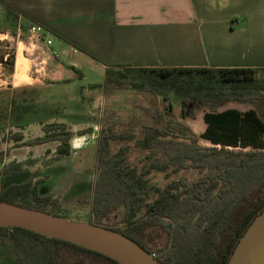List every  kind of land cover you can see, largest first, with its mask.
<instances>
[{
  "label": "trees",
  "instance_id": "1",
  "mask_svg": "<svg viewBox=\"0 0 264 264\" xmlns=\"http://www.w3.org/2000/svg\"><path fill=\"white\" fill-rule=\"evenodd\" d=\"M7 60L12 65V55ZM261 71L264 69L204 66L107 68L99 85L172 91L182 99L192 97L218 107L226 101L254 103L258 97L264 99ZM11 100L13 106L10 102L7 109L13 112L14 121L26 124L29 119L25 117L36 111L35 104L24 97ZM42 110L52 111L49 106H42ZM202 118L205 127L198 135L181 123L164 125L157 113L153 122L141 123V135L134 144L147 151L149 162L139 168L127 161L128 145L110 150V139L124 133L110 134L102 129L96 136L89 205L93 217L89 221L120 231L155 253L162 264H226L237 237L264 206V120L252 107L205 110ZM43 131L39 140H58L56 153L69 154L71 132L65 122L44 125ZM197 137L212 146H200ZM170 165L174 171L195 167L205 173L191 182L173 180L164 187L149 181L147 175L153 169L164 171ZM18 166L5 165L2 172L15 173ZM39 181L7 184L0 189V201L63 215L50 207L49 194L39 192ZM116 208L121 210L122 226L104 223ZM154 227L170 234L171 248L164 256L144 239ZM0 234L6 237V244L12 243L22 264H58L72 249L90 254L93 263L120 264L102 253L23 227L0 226ZM37 257L40 260L35 263Z\"/></svg>",
  "mask_w": 264,
  "mask_h": 264
},
{
  "label": "rangeland",
  "instance_id": "2",
  "mask_svg": "<svg viewBox=\"0 0 264 264\" xmlns=\"http://www.w3.org/2000/svg\"><path fill=\"white\" fill-rule=\"evenodd\" d=\"M13 31L12 25L0 24V60H2L0 64V189L4 183L20 180L14 175L8 177L6 179L8 181L5 182L2 178V167L18 164L19 171L25 169V172H21L24 173L22 179H30L32 183L40 179L38 188L43 186L46 191L41 188L42 191L50 195V207L68 219L89 220L93 217L89 210L91 185L95 177L93 161L96 136L102 129L110 134L124 133L123 137L110 139V150L113 152L122 145H128L127 161L139 168L142 164L148 163L149 158L146 156L147 151L136 146L134 142L141 135L139 130L141 123L153 122V114L157 113L164 125L181 123L196 135L205 127L202 118L205 110H221L226 107L244 110L252 107L264 120V99L259 97L254 103L233 100L226 101L218 107H212L192 97L182 99L172 91L161 93L150 87L145 89L133 86H120L115 89L112 86L104 87L99 85L103 84L100 80L103 78L104 69L100 65L94 66L89 60L81 63L84 77H80L78 71L76 74L73 69L67 67L66 70L70 75L72 74L70 77L66 75L59 81H46L45 85L35 88L22 89V86L13 88L12 81L17 85L28 83L30 78L26 77L25 71L30 63H32L31 73L32 71L34 74L42 72L40 61L45 56V52L37 47L39 41L31 39L25 31L21 36L24 43H17ZM23 47H25L24 55L35 57L36 60L29 62L27 58H24L21 54ZM16 48L17 57L22 58L20 57L19 65L16 64L14 68ZM54 53L50 54V58L59 61L60 58H57ZM9 55H12V65L7 60ZM8 72L15 73L5 82L1 78ZM261 72L260 74L263 75ZM22 76L25 79L20 80ZM12 91V97L16 101L24 97L38 107L35 106L36 111L28 112L30 114L25 119L29 120L26 124H20V121L15 122L13 112L7 109V105L12 100L9 98L10 95L5 93L10 94ZM88 96L93 97L88 98ZM11 106H13L12 102ZM42 106H49L52 111L44 112ZM4 109H7V115L3 118ZM16 111L18 112L19 109ZM39 119L45 120L42 123L43 126L55 121L67 122V129L71 132L68 155L56 153L58 140L38 139L44 134L42 126L37 121ZM178 138L182 139V137ZM197 143L200 146H212L211 142L199 137H197ZM3 161L4 163L1 164ZM172 167L170 165L164 171L153 169L147 177L154 185L164 187L173 180L191 182L205 173V170L201 171L195 167H183L175 171ZM49 176H51L50 179H48ZM178 188H181L180 182ZM153 196H156V193ZM121 218V210L116 208L103 221L107 224L122 226ZM152 236L154 237L153 245L159 255L167 254L171 248L170 234L155 227L152 229ZM0 264L6 263L0 262Z\"/></svg>",
  "mask_w": 264,
  "mask_h": 264
},
{
  "label": "crops",
  "instance_id": "3",
  "mask_svg": "<svg viewBox=\"0 0 264 264\" xmlns=\"http://www.w3.org/2000/svg\"><path fill=\"white\" fill-rule=\"evenodd\" d=\"M0 22L13 26L17 43L31 22L43 25L52 37L50 45L37 43L45 52L43 71L31 73L30 63L25 71L28 83L12 81L13 88H35L70 77L67 67L84 77L85 60L104 69L100 81L107 68L264 69V0H0ZM24 50V58L36 60ZM53 52L59 61L50 58ZM14 73L1 79L7 82ZM5 94L11 99L13 91Z\"/></svg>",
  "mask_w": 264,
  "mask_h": 264
},
{
  "label": "water",
  "instance_id": "4",
  "mask_svg": "<svg viewBox=\"0 0 264 264\" xmlns=\"http://www.w3.org/2000/svg\"><path fill=\"white\" fill-rule=\"evenodd\" d=\"M0 226H19L102 253L121 264H162L138 242L120 231L89 220L0 201ZM226 264H264V206L237 237Z\"/></svg>",
  "mask_w": 264,
  "mask_h": 264
},
{
  "label": "flooded vegetation",
  "instance_id": "5",
  "mask_svg": "<svg viewBox=\"0 0 264 264\" xmlns=\"http://www.w3.org/2000/svg\"><path fill=\"white\" fill-rule=\"evenodd\" d=\"M19 170L17 172H15V173H3L2 172L3 173L2 174V178H3V180H5V182L8 181V180L6 181V179L8 177H11V176H14V175L18 176L19 179H20V180H14V181H10V182L4 183L2 185V187L6 186L7 184H10V183H17V182L25 181V178L22 179L24 173H21V172H25V169L21 170V171H19ZM26 180H30V179H26ZM152 229L150 230V234L147 235L146 237H144V239L147 242H149L150 244H154V237L152 236ZM5 240H7L6 237L3 236L2 234H0V262L1 263H6V264H22L21 261L19 260L18 256L16 255V252L13 249L12 243L10 242L9 244H6ZM86 249H88V248H86ZM89 250H91V249H89ZM64 255L65 256L62 259H60V261H58V264H112V263H110L108 261L105 262V263H102V262L93 263V262L90 261L91 257H92L90 254L78 253L76 251V249L75 250L72 249L68 254L64 253ZM154 256H155V253H154ZM39 260H40V257H37V258H35L34 261H35V263H37V262H39Z\"/></svg>",
  "mask_w": 264,
  "mask_h": 264
},
{
  "label": "built area",
  "instance_id": "6",
  "mask_svg": "<svg viewBox=\"0 0 264 264\" xmlns=\"http://www.w3.org/2000/svg\"><path fill=\"white\" fill-rule=\"evenodd\" d=\"M26 32L28 36L35 41H43L46 45H50L52 43V37L48 29H46L43 25L36 22H31L28 24L26 28ZM54 55H58L57 52ZM154 256V253H151Z\"/></svg>",
  "mask_w": 264,
  "mask_h": 264
},
{
  "label": "bare ground",
  "instance_id": "7",
  "mask_svg": "<svg viewBox=\"0 0 264 264\" xmlns=\"http://www.w3.org/2000/svg\"><path fill=\"white\" fill-rule=\"evenodd\" d=\"M21 57V56H20ZM20 57L18 56L17 58V65H19V62H20ZM22 58V57H21ZM23 60V59H22ZM26 67V66H25ZM21 69V68H20ZM23 73V72H22ZM21 74V73H20ZM21 79V78H20Z\"/></svg>",
  "mask_w": 264,
  "mask_h": 264
}]
</instances>
